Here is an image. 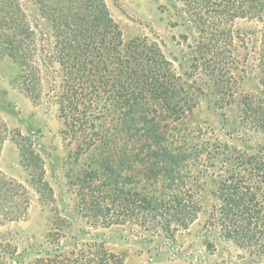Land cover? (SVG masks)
Returning <instances> with one entry per match:
<instances>
[{
    "label": "trees",
    "instance_id": "16d2710c",
    "mask_svg": "<svg viewBox=\"0 0 264 264\" xmlns=\"http://www.w3.org/2000/svg\"><path fill=\"white\" fill-rule=\"evenodd\" d=\"M178 1L185 14L178 23L188 36L193 30L200 36L195 40L196 61L208 76L206 85L182 78L146 39L123 43L103 0H0V60L15 65L14 83L33 103L50 92L65 139L75 144L76 159L103 143L108 121L116 120L117 129L146 100L173 122L192 114L203 100L210 109L228 111L232 77L223 74L228 63L218 52L221 38H230L227 25L234 21L249 19L260 25L257 64L264 90V0ZM26 2L36 7L45 37H37L29 26L22 10ZM241 114L228 156L212 158L206 149L198 151L195 160L204 158V171L193 177L190 187L175 178L171 167L185 158L151 145L139 156V181L129 188L127 182L134 177L122 176L120 169L116 173L117 161L110 154L93 157L80 188L85 227L67 231L74 218L56 213L45 245H20L1 234L26 219L30 197L21 183L0 171V264H124L121 255L106 247L104 230L127 225L154 242L147 245L153 261L167 254L176 234L188 230L202 213L205 199L193 194V187H210V226L221 242L244 253L238 263L228 257L215 264H264V145L247 136V130L264 135V96H244ZM7 136L0 117V153ZM17 146L28 184L41 202L52 204L53 192L31 141L18 137ZM210 158L218 165L208 166ZM207 246L216 249L213 243Z\"/></svg>",
    "mask_w": 264,
    "mask_h": 264
},
{
    "label": "rangeland",
    "instance_id": "374dc122",
    "mask_svg": "<svg viewBox=\"0 0 264 264\" xmlns=\"http://www.w3.org/2000/svg\"><path fill=\"white\" fill-rule=\"evenodd\" d=\"M103 1L120 30L123 43L135 38L146 39L163 53L182 78L193 85H206L208 76L197 65L200 56L195 49V40L200 36L196 30L188 36L186 27L178 23L180 17H185L178 0ZM22 10L35 35L45 37L46 28L36 7L26 2L22 4ZM226 30L231 33L230 38H221L218 53H223L228 63L223 74L232 77L233 96L228 111L224 113L210 109L207 100H203L192 114L182 121L173 122L157 105L146 100L135 108L133 117H126L124 124L117 129L113 125L116 120L108 121L107 137L103 143L79 159L74 155L75 144L65 139L63 119L59 117L50 92H44L40 103H33L14 83L17 74L15 65L8 59L0 60V117L8 132L0 153V171L7 178L21 183L30 197L26 219L8 225L1 230V234L20 242V245H45L46 236L54 223L52 217L56 213L74 218L75 222L69 223L67 231L73 233L76 228L85 227L80 211V188L93 157L110 154L117 161L116 173L121 170L122 176L134 177L132 182H127L129 188L139 181L138 159L147 145L185 158V162L178 161L171 167L175 171V178L185 180L188 187L193 177L200 178L202 174L199 173L204 171V158L195 160L198 151L206 149L212 158L221 154L228 156L233 149V139L237 140L233 130L242 119L243 97L264 96V90L260 85L257 64L259 23L240 19L228 24ZM247 133L250 142L259 141L264 145V135L252 130H247ZM18 137L30 140L34 151L40 156L45 178L53 192L52 204L41 202L28 184L20 161ZM127 156V160H131L129 163L125 160ZM212 158L208 166L217 164ZM191 191L205 199L203 211L188 230L176 234L175 242L168 245V253L155 258L157 262L151 258L155 257L153 249L151 255L147 251V245L153 247L154 242L151 243L150 238L143 236L138 228L129 225L104 230L106 247L121 255L124 264H215L227 261L228 257H232L233 262H240L244 253L231 244L221 242L217 230L209 224L210 206L214 203L210 187H193ZM209 243L216 247L214 251L208 248Z\"/></svg>",
    "mask_w": 264,
    "mask_h": 264
}]
</instances>
